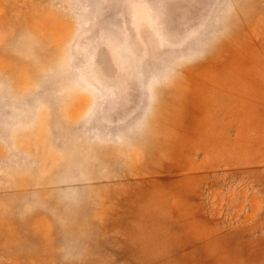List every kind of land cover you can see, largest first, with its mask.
Segmentation results:
<instances>
[{"label":"rangeland","instance_id":"374dc122","mask_svg":"<svg viewBox=\"0 0 264 264\" xmlns=\"http://www.w3.org/2000/svg\"><path fill=\"white\" fill-rule=\"evenodd\" d=\"M0 264H264V0H0Z\"/></svg>","mask_w":264,"mask_h":264}]
</instances>
